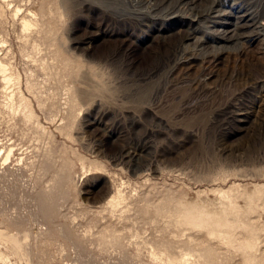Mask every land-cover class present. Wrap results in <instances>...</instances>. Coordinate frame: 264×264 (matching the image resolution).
<instances>
[{
	"label": "rangeland",
	"instance_id": "obj_1",
	"mask_svg": "<svg viewBox=\"0 0 264 264\" xmlns=\"http://www.w3.org/2000/svg\"><path fill=\"white\" fill-rule=\"evenodd\" d=\"M61 3L32 7L65 13L39 39L57 60L29 67L40 125L22 137L21 114L17 127L0 117L16 149L0 207L9 230L30 232V264H156L148 245L264 264V0ZM13 28L6 14L22 71Z\"/></svg>",
	"mask_w": 264,
	"mask_h": 264
},
{
	"label": "bare ground",
	"instance_id": "obj_2",
	"mask_svg": "<svg viewBox=\"0 0 264 264\" xmlns=\"http://www.w3.org/2000/svg\"><path fill=\"white\" fill-rule=\"evenodd\" d=\"M61 2V8L63 9V3L67 4V0H61ZM34 5L35 0H0V20L2 21L3 17L7 14L10 17L12 29L14 30L13 27H17V29H15V31L18 32L15 37L17 38V52L23 59L24 66V68L22 67V71H19V69L14 66V51L12 50V45L7 40L6 34L2 33L0 36V98L2 97L3 101H0V117H2V121H12L10 124L17 127V117L19 118L21 114V117L24 119L20 121L26 128V130H20L22 137H27L28 134L31 135L28 129L29 124H34L36 126L40 125L35 122L30 112L32 109V100L30 97L36 99L35 92L37 90H35L33 84L29 82L33 76V72L29 67L46 73L57 60L58 51L55 49V45L54 48L52 46L46 48L42 47L43 43L41 44L39 39L41 35L43 33L45 34L47 31L49 35L51 34V30H48L50 28L49 24H51L50 21L55 20L56 22H62L65 16L63 10L53 11L51 6H47V11L45 13H40L38 15L32 11ZM145 22L147 21L145 20ZM262 25H264V22ZM24 91L29 93L28 97ZM36 101L39 107L44 108L47 106L45 104L43 105L39 99H36ZM148 134L149 133H147V135ZM148 136H150V134ZM45 138L46 136L44 133L40 134L38 132L34 140L41 142ZM7 142L4 143L0 140V178L2 175H5L6 168L15 156L14 152L16 149L13 142L9 144H7ZM22 164L23 158H20L19 165ZM46 188L47 187L44 189L45 191H47ZM119 197H122L120 193ZM105 204L107 208L113 211L121 202L119 199H115L112 196L107 199ZM5 213L6 210L0 207V247H3V250H0V261L6 264L9 260L8 256L10 255L18 259L19 262L22 261L26 264H30L33 252L30 232L25 229L16 232L9 230L7 227L10 224V218ZM206 215L210 219H218V217H220L216 212L206 211ZM205 220L207 219H200L202 222ZM147 249L149 257L156 264H205V260L201 255H195L190 252H185L176 257L171 256L166 250H159L152 245H148ZM136 251L139 253L140 248H137Z\"/></svg>",
	"mask_w": 264,
	"mask_h": 264
}]
</instances>
